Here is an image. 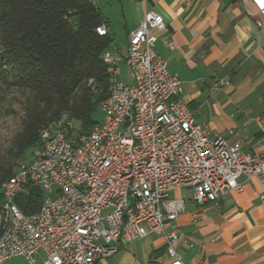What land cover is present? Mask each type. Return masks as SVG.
<instances>
[{
    "label": "built area",
    "instance_id": "obj_1",
    "mask_svg": "<svg viewBox=\"0 0 264 264\" xmlns=\"http://www.w3.org/2000/svg\"><path fill=\"white\" fill-rule=\"evenodd\" d=\"M91 1V0H90ZM189 4L193 0H181ZM264 22V0H249ZM163 16L149 9L129 33L122 57L104 52L112 67L123 59L132 83L114 81L115 96L99 104L101 120L73 142L74 119L54 121L37 151L6 181L17 229L0 248V264L23 257L27 264H104L120 245L164 233L184 210L175 188L192 191L197 205L215 203L244 180L257 179L264 202V153L210 136L181 99V82L155 50ZM107 34L104 25L96 27ZM42 189L38 211L26 215L16 197L26 185ZM171 262L184 264L165 234ZM43 257L40 260L39 254Z\"/></svg>",
    "mask_w": 264,
    "mask_h": 264
},
{
    "label": "crops",
    "instance_id": "obj_2",
    "mask_svg": "<svg viewBox=\"0 0 264 264\" xmlns=\"http://www.w3.org/2000/svg\"><path fill=\"white\" fill-rule=\"evenodd\" d=\"M101 11L112 42L105 52L123 56L129 33L154 9L166 23L156 53L181 82V99L210 136H223L250 154L264 153V22L249 0H91ZM121 58L109 70L118 81ZM126 78V77H125ZM215 203L197 205L192 191L175 188L185 210L164 233L120 245L104 264H169L165 234L184 264H264V202L257 179L244 180ZM39 256L43 257L40 253ZM19 258H9L10 264Z\"/></svg>",
    "mask_w": 264,
    "mask_h": 264
},
{
    "label": "trees",
    "instance_id": "obj_3",
    "mask_svg": "<svg viewBox=\"0 0 264 264\" xmlns=\"http://www.w3.org/2000/svg\"><path fill=\"white\" fill-rule=\"evenodd\" d=\"M100 25L106 22L90 0H0V80L28 94L12 159L39 147L42 129L54 121L74 119L67 134L73 144L100 122L112 77L103 60L112 39L97 34ZM14 171V163L2 167L0 185ZM43 197L28 184L16 203L29 215Z\"/></svg>",
    "mask_w": 264,
    "mask_h": 264
},
{
    "label": "rangeland",
    "instance_id": "obj_4",
    "mask_svg": "<svg viewBox=\"0 0 264 264\" xmlns=\"http://www.w3.org/2000/svg\"><path fill=\"white\" fill-rule=\"evenodd\" d=\"M117 72L119 80H127L128 72L124 66H120ZM27 96V93L0 80V172L2 167L11 163H14L15 170L20 160H29L34 154L35 148L33 151L27 152L23 158L12 159L9 155V148L12 146L14 137L22 127ZM99 118H102L101 114ZM39 259L41 260L42 256H39ZM20 262L19 258H15L10 261V264H19Z\"/></svg>",
    "mask_w": 264,
    "mask_h": 264
},
{
    "label": "bare ground",
    "instance_id": "obj_5",
    "mask_svg": "<svg viewBox=\"0 0 264 264\" xmlns=\"http://www.w3.org/2000/svg\"><path fill=\"white\" fill-rule=\"evenodd\" d=\"M103 60L106 62V64H109V59L103 54ZM115 96V86H114V81H111L110 86H109V93L106 98L109 97H114ZM105 99V98H104ZM104 99L102 101H104ZM100 102V104L102 103ZM65 119L59 120V121H64ZM54 124L51 123L41 131V143L43 136L45 134L46 129L52 128V125ZM37 148H35L34 153L37 151ZM25 160H20L17 165V167H20L21 163H24ZM12 176V175H11ZM11 176L7 179H5L1 185H0V193L2 195V203L0 206V248H6V245H8V238L11 236L12 233L15 232L17 229V221L14 220L15 218V210L14 206L9 200V197L7 196L6 193V181L11 180Z\"/></svg>",
    "mask_w": 264,
    "mask_h": 264
}]
</instances>
